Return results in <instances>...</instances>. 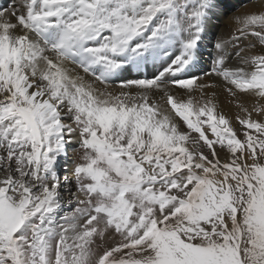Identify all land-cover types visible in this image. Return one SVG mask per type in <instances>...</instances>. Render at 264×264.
I'll list each match as a JSON object with an SVG mask.
<instances>
[{"label": "snow or ice", "instance_id": "snow-or-ice-1", "mask_svg": "<svg viewBox=\"0 0 264 264\" xmlns=\"http://www.w3.org/2000/svg\"><path fill=\"white\" fill-rule=\"evenodd\" d=\"M221 7L0 3V264H264V0Z\"/></svg>", "mask_w": 264, "mask_h": 264}, {"label": "bare ground", "instance_id": "bare-ground-1", "mask_svg": "<svg viewBox=\"0 0 264 264\" xmlns=\"http://www.w3.org/2000/svg\"><path fill=\"white\" fill-rule=\"evenodd\" d=\"M222 7L219 8L218 15L213 19L212 26L213 31L219 35L226 37L229 32L230 28L234 27L232 25V17L236 15H242L251 9L252 0H220ZM2 4H7L8 0H2L0 1ZM252 40L253 43H255L254 38H249ZM248 41H241V46L244 44H247ZM221 101L224 104L225 110L231 113L233 111L232 107L227 104L226 97L224 95L221 96Z\"/></svg>", "mask_w": 264, "mask_h": 264}, {"label": "rangeland", "instance_id": "rangeland-1", "mask_svg": "<svg viewBox=\"0 0 264 264\" xmlns=\"http://www.w3.org/2000/svg\"><path fill=\"white\" fill-rule=\"evenodd\" d=\"M232 1H236V0H232ZM250 38H251V37H250ZM69 210H70V209H68V208H65V209H64L65 212H67V211H69Z\"/></svg>", "mask_w": 264, "mask_h": 264}]
</instances>
